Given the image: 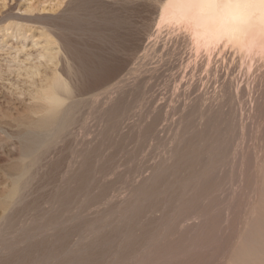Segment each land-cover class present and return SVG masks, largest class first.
<instances>
[{"label":"rangeland","instance_id":"rangeland-1","mask_svg":"<svg viewBox=\"0 0 264 264\" xmlns=\"http://www.w3.org/2000/svg\"><path fill=\"white\" fill-rule=\"evenodd\" d=\"M34 1L0 0V264H229L264 207V116L204 112L188 89L203 88V52L159 21L162 0Z\"/></svg>","mask_w":264,"mask_h":264},{"label":"bare ground","instance_id":"bare-ground-1","mask_svg":"<svg viewBox=\"0 0 264 264\" xmlns=\"http://www.w3.org/2000/svg\"><path fill=\"white\" fill-rule=\"evenodd\" d=\"M32 1L29 0V2H32ZM3 2H4V0H3ZM48 2H49V0H48ZM54 2L55 3L51 2L50 4L45 5V4H41L42 2H40V0H35L33 2V4H35L34 9L39 10L40 12H46V11H48L49 8H52V6L54 4H56V0ZM45 3H46V1H45ZM0 4H1V2H0ZM59 6H60V4H59ZM57 7H58V5L54 8V10H56ZM4 10H5V8H4ZM6 10H8V8ZM9 10L11 11V8H9ZM17 13H19L18 10H17ZM158 13H159V21L168 20L167 22L173 21L172 23L177 22V23L184 24L186 27L185 29L188 32V34L185 35V41L190 42L196 50H198V51L200 50L203 52L200 65L197 66V68L199 67L198 69L204 68V70L207 74V78L205 76L206 80L203 84V88L201 90H198L200 88V87H197L198 83L197 82H191L190 86H188L189 87L188 89H190L191 91L197 92L196 93L197 97H198L197 99L201 103L202 107L205 109L204 112H206L208 114L213 113V112H220V113L222 112L223 113V110H225L226 105L230 104V106H231L230 109L232 111L231 112L232 118H230V116H228L229 118L228 117H225V118L227 121L230 120L229 121L230 123H233L237 126L241 125L242 128L245 125H250L249 122L252 121V118H255L256 120H258L256 118L257 116H259V117L264 116V2H262V0H162L160 2ZM11 14L12 13L10 12L9 15L11 16ZM4 17L7 18L3 14V17H1V18H4ZM12 17H14V16H12ZM15 17H16V15H15ZM23 17H25V16H23ZM8 18H11V17H8ZM25 18H28V17H25ZM32 18H33V16H32ZM40 20H42V19L40 18ZM27 21H30V20H27ZM11 22L12 21H10V23ZM12 26H14V27L18 26L21 28L22 23L14 22ZM154 35L155 36L153 38V41L155 39L157 40L158 37H161V35H162L161 30L159 28L156 29ZM141 38H143V37H141ZM169 39H170V41H172L171 39H173V38H169ZM151 41L152 40L149 39L148 44H150ZM172 42L176 43V45H177L176 39H175V42L174 41H172ZM142 43H143V40L140 41L139 46H138V51H137V52H139L138 53L139 55H137L139 57L138 58L139 60L140 59H143V60L146 59L144 57L147 55L146 51L148 49V47H147L148 45H147V43L146 44L144 43V45L142 46L141 45ZM190 43H188V44H190ZM8 44H5V45H8ZM48 46H45L46 49ZM151 46L153 49V47H156L157 45L155 46V43L152 42ZM170 46L173 47L174 45L171 44ZM6 47L10 48V45L6 46ZM172 47H170V48L173 49ZM14 48H16V47H14ZM169 49L167 48V53H168V51H170ZM148 50H151V49H148ZM155 50L156 49L154 48L153 52H155ZM45 51H46V53H45ZM63 51L69 57H72V55L76 57V55H77L75 50H73V51L70 50L67 45L63 46ZM157 52H158V50H157ZM202 52H201V54H202ZM43 53H45V55L48 53L54 54L55 51L53 52V50H52V52H51L49 50V52L47 53V50H44ZM187 54H189V53H187ZM161 55L162 54H160V56ZM170 55H171V53H170ZM175 55L172 56V57H174V59L176 58ZM45 57H49V56L46 55ZM51 57L52 56H50V58H48V59L52 60ZM178 58H180V57H178ZM53 59H54V57H53ZM136 60H137V57H136ZM139 60H137V61L139 62ZM143 60L141 61L142 63L144 62ZM177 61L169 59L166 62L168 64L169 70H173L178 65ZM147 63H149V62H147ZM147 63H146V65H148ZM161 64H162V62H161ZM133 65H134V63H133ZM136 65H134L133 67L135 68ZM150 65H151V63H150ZM157 65L158 64H152V67H153L152 69L155 72L159 70V69L157 70V68L155 67ZM193 69H192V71H193ZM198 69L195 71L196 73H198L197 72ZM150 70H151V68H150ZM189 71H190V69H189ZM189 71H187V70L185 71V77H186V75L189 76V74H191L192 71L191 72H189ZM133 72L134 71L132 70L131 80H127V81H130L129 84H135V83H137V81H139V79L141 80V78H140L141 74H139L140 72L139 73L136 72L138 75L136 73H133ZM147 72H149V71L147 70ZM54 74H55V72H54ZM133 74H134V76H133ZM143 74L144 73H142V75ZM155 74H157V72ZM173 74H176L175 75L176 77L178 76V72H176V71H174ZM149 75H151V74H149ZM149 75L146 77H149ZM128 77H129L128 79H130V76H128ZM142 78L146 79L145 76ZM150 78L151 77H149V79ZM165 78H167V77H165ZM195 79H199V78H195ZM204 79H202V80H204ZM150 80H149V82L147 80V82L150 83ZM118 81H119V79L117 80V82ZM127 81H126V83H128ZM142 81H144V80H142ZM142 81H139V82L141 83ZM196 81H198V80H196ZM158 82H159V80H158ZM126 83H124V84H126ZM94 84H96V83H93V85ZM98 84L100 85V83H98ZM51 85H52L53 89H58V88H62L64 90L69 89L67 83L63 80H60L59 78H55L54 83ZM143 85H145V84H143ZM146 85H148V84H146ZM111 86H113V84ZM130 86H129V88H130ZM135 86H137V84ZM150 86H152V85H150ZM46 87H47V85H46ZM115 87H117V85ZM115 87H113V88H115ZM125 87L126 86H124L122 89L126 90ZM184 87H187V86H184ZM134 88H136V87H133V89ZM147 88H148V86H147ZM151 88L152 87H150L148 89H151ZM111 89H112V87H111ZM116 92L117 91H115V93L113 92V94H116ZM110 93H112V92H110ZM188 93H190V92L188 91ZM42 94L43 93H40V97ZM107 94H108V92H107ZM45 95H46V93H45ZM103 95H105V94L103 93ZM107 96H109V95H107ZM109 97H111V96H109ZM112 97H113V99L115 98L114 95ZM195 97H193V98H195ZM160 98H161V96H160ZM42 99H44V98H42ZM58 101H59V99L54 97V95L50 96V102L51 103L55 104ZM162 101L164 102L165 98ZM46 102H45V104H46ZM102 102H104V100H102ZM108 102L109 101H107L106 103H108ZM191 102L194 103L195 100L191 101ZM226 103H228V104H226ZM147 104H148V102H147ZM195 104H196V102H195ZM42 105H44V104H42ZM47 105H48V103H47ZM161 105H162V103H161ZM187 105H189V104L187 103ZM194 105L191 103V108L194 107ZM236 105H237V107H235ZM238 106L240 107V110L238 109ZM243 106L246 107V111L248 110V112H249L247 117H244V115H242V114H244ZM155 107H157V106H155ZM166 107H167V105H166ZM237 109L240 111L239 117L236 116V114L238 113ZM155 110H157V108ZM157 112H159V110ZM54 113L55 112H51L50 115H48L43 120L44 124H49L53 121ZM219 115H221V114H219ZM212 116H214V115H212ZM250 116H252V117H250ZM221 119L222 118H220V121H222V122H223V120H225L224 118H223V120H221ZM240 131H241V129H240ZM262 185H263V187H262L261 193L263 194V196H262V199L260 200V204L264 203V181H263ZM253 208L254 209L252 210L253 213H251V216L252 215L255 216V221H256L255 223H256V225L258 223V226L254 227V225H253L252 230L247 232L248 234H246V236L244 237L245 239L243 238L244 243L242 241H240V242H242L241 245L239 244V246L236 248V250H234V252H232L231 258L229 257L230 258L229 264H264V260H263L264 256H260V254L258 256H256L258 253L262 252V251L258 252V250H259L257 248L258 244H259L258 247L260 248L262 243H264V242L259 243L260 241H263L262 239H264V234H263L264 231L261 232L262 229H264V216H262L263 218H261L259 216L261 214L264 215V212H263L264 207L261 206L260 209H257V208L255 209V207H253ZM224 221H225V219H224ZM262 246H264V245H262ZM263 249H264V247H263ZM263 249L261 248V250H263ZM252 250H253V252H252ZM254 250H255V252H254Z\"/></svg>","mask_w":264,"mask_h":264},{"label":"snow or ice","instance_id":"snow-or-ice-1","mask_svg":"<svg viewBox=\"0 0 264 264\" xmlns=\"http://www.w3.org/2000/svg\"><path fill=\"white\" fill-rule=\"evenodd\" d=\"M262 2H264V0H262Z\"/></svg>","mask_w":264,"mask_h":264}]
</instances>
